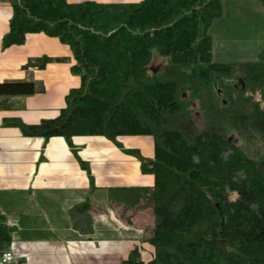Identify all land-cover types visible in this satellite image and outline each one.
Returning a JSON list of instances; mask_svg holds the SVG:
<instances>
[{"label":"trees","instance_id":"1","mask_svg":"<svg viewBox=\"0 0 264 264\" xmlns=\"http://www.w3.org/2000/svg\"><path fill=\"white\" fill-rule=\"evenodd\" d=\"M10 3L3 48L44 33L70 48L77 63L72 72L81 79L56 119L14 125L26 137H61L69 146L74 137H104L154 177L152 189L111 193L124 212L144 205L154 218L152 235H146L152 260L142 261L136 249L123 264H264V152L247 155L229 140L236 133L245 144L264 148V109L254 98L260 93L264 99V53L254 63L214 62L208 32L223 14L221 1ZM155 55L166 61L161 73L151 65ZM54 61L34 59L24 69L42 70ZM236 74L244 85L235 87ZM43 92L33 82L0 84V97ZM195 105L206 117L202 130ZM126 136L152 137L155 159L124 149L117 139ZM81 166L92 182L89 167ZM2 220L0 246L11 238Z\"/></svg>","mask_w":264,"mask_h":264},{"label":"crops","instance_id":"2","mask_svg":"<svg viewBox=\"0 0 264 264\" xmlns=\"http://www.w3.org/2000/svg\"><path fill=\"white\" fill-rule=\"evenodd\" d=\"M67 1L125 6L145 0ZM12 15L10 0H0V84L33 82L44 92L0 97V218L11 231L10 241L0 246V264L8 252L13 263L123 264L136 249L142 261H151L153 248L139 221L142 213L153 217L150 209L142 205L124 212L111 200L113 190L154 187V177L142 174L135 157L104 137H74L69 146L61 137H26L14 125L37 126L56 119L67 96L81 87V79L72 72L77 63L70 48L44 33L28 34L23 45L4 49ZM244 43L243 55H238L241 49L236 51V64L257 62L264 50ZM39 58L56 61L42 70L24 69ZM117 141L126 150L155 159L152 137ZM81 163L89 167L92 182Z\"/></svg>","mask_w":264,"mask_h":264},{"label":"rangeland","instance_id":"3","mask_svg":"<svg viewBox=\"0 0 264 264\" xmlns=\"http://www.w3.org/2000/svg\"><path fill=\"white\" fill-rule=\"evenodd\" d=\"M222 4V16L215 19L209 30V35L213 41V60L218 64L236 65V51L242 50L238 55H243L246 43L249 42L253 47H260L264 50V6L258 0L260 5L254 0H220ZM256 15V18L253 17ZM166 61L154 57L152 67L158 73H161L165 67ZM239 64V63H237ZM240 82V83H239ZM235 87L244 85L241 77L236 74L234 79ZM244 87V86H243ZM261 107L264 109V99L260 93L254 96ZM194 121L198 129L202 130L206 124L204 114L194 106ZM229 140L238 147H242L245 153L250 154L263 153L264 148L258 144H245L236 133L229 136ZM252 151V152H251ZM252 155V154H251ZM237 196H232L234 200ZM150 213H142V229L145 235L151 236L154 228V218ZM154 255V253H153Z\"/></svg>","mask_w":264,"mask_h":264},{"label":"built area","instance_id":"4","mask_svg":"<svg viewBox=\"0 0 264 264\" xmlns=\"http://www.w3.org/2000/svg\"><path fill=\"white\" fill-rule=\"evenodd\" d=\"M1 183V180H0ZM14 262V256L11 252L4 253L1 256V264H13Z\"/></svg>","mask_w":264,"mask_h":264},{"label":"water","instance_id":"5","mask_svg":"<svg viewBox=\"0 0 264 264\" xmlns=\"http://www.w3.org/2000/svg\"><path fill=\"white\" fill-rule=\"evenodd\" d=\"M240 83V82H239Z\"/></svg>","mask_w":264,"mask_h":264}]
</instances>
